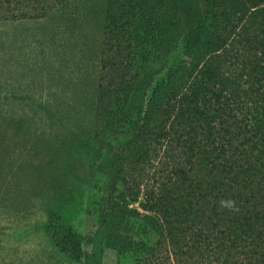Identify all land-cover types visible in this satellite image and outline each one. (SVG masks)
Listing matches in <instances>:
<instances>
[{
  "label": "trees",
  "instance_id": "trees-1",
  "mask_svg": "<svg viewBox=\"0 0 264 264\" xmlns=\"http://www.w3.org/2000/svg\"><path fill=\"white\" fill-rule=\"evenodd\" d=\"M95 102L110 191L146 145L173 161L142 213L108 192L98 236L121 232L114 264H264V0H106ZM56 221L69 262L100 264Z\"/></svg>",
  "mask_w": 264,
  "mask_h": 264
},
{
  "label": "rangeland",
  "instance_id": "rangeland-1",
  "mask_svg": "<svg viewBox=\"0 0 264 264\" xmlns=\"http://www.w3.org/2000/svg\"><path fill=\"white\" fill-rule=\"evenodd\" d=\"M105 1L14 0L0 12V264H87L55 246V220L91 259L114 264L121 232L98 236L108 192L142 213L144 192L174 172L163 146L146 145L110 191L96 166L106 151L92 158Z\"/></svg>",
  "mask_w": 264,
  "mask_h": 264
},
{
  "label": "clouds",
  "instance_id": "clouds-1",
  "mask_svg": "<svg viewBox=\"0 0 264 264\" xmlns=\"http://www.w3.org/2000/svg\"><path fill=\"white\" fill-rule=\"evenodd\" d=\"M220 207L223 208H228L230 210H233L235 208V202L230 200V199H222L220 201Z\"/></svg>",
  "mask_w": 264,
  "mask_h": 264
}]
</instances>
